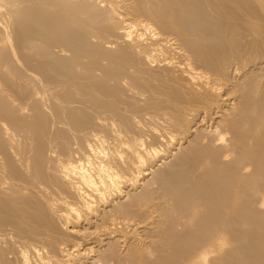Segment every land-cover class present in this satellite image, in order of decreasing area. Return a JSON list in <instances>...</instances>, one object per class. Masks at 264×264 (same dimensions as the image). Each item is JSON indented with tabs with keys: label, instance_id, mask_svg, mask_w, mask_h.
Returning a JSON list of instances; mask_svg holds the SVG:
<instances>
[{
	"label": "bare ground",
	"instance_id": "6f19581e",
	"mask_svg": "<svg viewBox=\"0 0 264 264\" xmlns=\"http://www.w3.org/2000/svg\"><path fill=\"white\" fill-rule=\"evenodd\" d=\"M123 1H121V2H123ZM134 1L135 0H133V3H134ZM140 1H142V3H139ZM104 2H107V1H101V0L100 1H98V0H0V31H1V28H2V31H4L6 29L5 27L2 26V25L6 24L3 21L4 18L2 16L4 8L9 11V12H7L8 16L10 13L12 16H19V18H20V19H18V22L16 21V23H15L16 26L14 28V31L9 32V34L11 33L9 36H13V37L16 36L14 38V43H15V46L18 48V54L15 53L16 54L15 55L14 53H10V51H8L9 48L7 49L6 45H7V43L9 44L10 39H9V41L7 40L9 37L6 34H4V32H1V34L3 33L6 36L3 37V39H1L2 37H0V39H1L0 40V226L9 225V227H11V228L13 227L14 229H16V233L18 232L16 234V233H14L15 231H13L15 236L18 234H19V236L25 235L27 237V239H29V241L31 240V243L34 241L35 242L38 241L39 243H41L43 245V248L48 250V252L50 254L52 253L54 255V253L57 252V250L61 249V248L64 250V251H62V253H63L62 257L63 258H61V259L56 258V257H53L52 254L50 255L47 251H46L47 253H44L43 249L41 250V248L37 245L38 244V242H37V244H35V245L38 248H40V250L43 251L44 254H46V257H42L43 254L33 244L34 246H32V247H36L37 249L34 248V249L30 250L31 251L30 253L37 254V255H35V258L42 255L41 257H39L40 262L37 264H84L83 263L84 261L82 259V256H83L82 253L83 252L78 251V254H74V251H77V248L80 246L81 242L78 243V241H77V243H74L72 245V244H70V240H68V241L66 240L67 242L64 241V243H63V240L61 239L62 240L61 241L60 238H58V237H60L59 234L63 235L64 232L61 233V229L59 230V227L61 228L62 225L58 226L55 223L56 221L54 220V217L57 214L55 216H53V214H54L53 205H55V203H53L51 199H52V197L54 198L55 194L58 195L57 193H59L58 191L60 190V191H63V193L66 192V194H68V196H70V197H73V199L75 198L74 200H77L78 202H80V201L82 202V207H79L80 205H77V203H76L77 201H75L73 203H69L71 205H69V204L67 205V203H66L67 208L65 210L61 209L62 211H65V212H63V213L60 212V214L56 217V219L59 218V220L63 221L64 224L66 225V227H65L67 230V232L65 231L66 233L71 234V235L73 234V236H81L83 238L82 239L83 243H84V241L86 243V240H87V242L89 240H91V241H93V243H95V244L99 243L100 245H103L105 241H106V244L107 243L109 244L111 241V244H114L116 247L120 246V244H122V245L124 244V246L130 245L129 249H130V247H134V248H132V249H134L132 251H133V253H136V256H134L136 259H133L137 262L135 264H264V218H263L264 216H262L263 219H261V217L258 216V215H264V201L259 203L258 199H257L258 201L254 200L255 202L257 201L256 206H254L255 204L253 202V199H255L253 197H255L256 192L264 191V87H263L264 85H263V82L255 84L251 90V93L247 92L248 88L251 89V84H250V87L236 85V87L238 86L237 88L235 87V85H233L240 78L239 76L241 74H243L242 72H245V69L248 68V66L250 64H253V65L258 64L259 66L264 64V61H263L264 60L263 59L264 58V0H136V2L139 3V5L136 4V7L138 6V8H140L139 10H137V13H138V11H139V13H140V11H142V12H144L145 15L147 14L146 15L147 17L149 16L148 18H150L152 16L153 19L154 18L156 19V20L154 19V21H153L151 18L150 21H152V22H156V21L158 22V20H159L158 23L160 24V22H161L160 25L162 27L160 25H158V27H161L160 29H163V31L164 30L166 31L167 29H169L167 31H170V29L172 30V28H175L178 31V32L177 31L176 32L180 34V35H178V34L177 35L179 37L181 36L182 40L184 39L185 45L187 46V48H189V50L187 49L184 51L186 52V51L191 50L192 52L191 53L189 52V53L190 54L193 53L195 55V58H197V60L199 62H202V64L204 65V68L206 69V71H202L201 70L202 68H201L199 70H201L202 72H200V71H197V67H195V69L193 68L194 66H198L197 64H199L198 61H197L198 63L196 64V62H195L196 59L193 57L194 55H191L192 59L194 61H192L191 56H189L191 61L193 63L195 62V64H196V65L193 64L192 68L190 66L192 63L191 64L189 63L190 64L189 65V64H186L187 62L185 63V61L183 60L184 65H182V66L186 65L185 69H187V71H185V74L187 73L185 75V77L187 79L184 78L185 81L186 80H191V81L200 80L199 81L200 82V89L199 90H201V92L199 91L198 94L196 93V92H198L197 91L198 89L196 87L197 85H196L195 86L196 91H194L195 93L193 92L191 94L192 98H190L192 100H195L198 103V105H196L195 101L191 100L194 103H193V105H190L191 110L188 109L189 113L193 112L192 108H194L196 106L194 108V109L197 108L196 110H194V112L196 114H194V115L196 117L199 116V118L201 120L200 124L201 123L205 124L206 122L209 123L208 126L215 124L214 128L221 127L219 129H222V125H226V126H223L224 128L226 127V129H223L222 131H220L218 129H216V131H212L214 135L217 134L216 135L217 139H215V137H214V139L219 141V144H217L218 146L215 145L213 147V142L211 143L212 145L210 144L211 146L208 144L201 145L198 148L196 146L195 148H193V150L196 148L198 150H196V151L194 150L195 153L192 150V152H191L192 155H190V153L188 154V152L191 151L189 149V151L186 153L188 154L189 158L192 156H193V158L189 159L188 162H187V159L185 158L188 156H185V157L182 156L185 158L186 163H189L190 165L184 163L185 161L184 162L182 161L181 166L182 165L185 166L186 169L189 166L188 169L185 170L184 169L185 167H183V170H185V171H182L181 168H179V167H181L179 165L178 168L181 170L179 173H181V174H178L177 176L176 175L173 176V177H175L173 179L169 176L170 177L169 180H175L176 179L177 181L175 180V182H174L175 184H172V182L169 181L171 183V185L169 182H167L166 185L169 184L168 186H170V188L167 186L169 190H167V191L165 190L167 193L169 191V193H168L169 195H167V196H170L172 199V202L173 203L175 202L176 205H174L172 202H170V203H172V207L169 205L166 206V203L168 204V202H165V204L163 203L164 206L162 204L158 203L160 201H158L156 203V201H154V200H152V198H150V193H148V191H146L145 193H142V194L140 193L141 195L137 194L138 197H136V198H134V196L130 194L134 198V201L132 200L133 198L130 199V200H132L133 203L131 201L129 202L127 200L128 204L126 202L125 205L121 204L120 206H117V207L112 206V208L109 210L105 209L111 205V203H109V201L112 202L114 200L113 198H119V197L123 196L124 193L122 192V185L127 184V186H129V187L131 186V189L135 188V186L137 185V183L139 181L137 178L138 176L137 177L131 176L128 178L127 175H126L127 177L124 176L125 175L124 173H126V171L125 172L123 171L124 175L121 176L120 174H122V173H118L117 171H114L113 170L114 168L112 169L111 165H110V167L105 166V165H109L110 162L109 163L106 162L107 164H105V165H98L97 164L99 167L96 168L97 170L95 169L94 171L88 169V166L90 164L92 165L94 159L97 160V158L101 157L100 155L103 154L104 150L101 151V148L99 149V147L97 146L98 142L97 143L95 142L94 144L98 147V149L102 153L99 152V150L96 147L94 148V146L91 145V143L90 144L85 143L84 136H83L84 134H82V132L87 131V130H84L85 129L84 127L87 126L88 130H89V128H91L92 126L94 127V125L91 124L92 121L90 122L89 119L86 118L87 114L89 115V113H87L86 116L82 117V111H81L82 109L79 110L77 108L80 106L79 100H81V99L76 100L78 97H76V95L74 96L72 93H70V91L72 90V92L76 93L75 90H77V89L82 90V88H84L82 90V93H80V94H83V91L85 92L88 90L89 93H91L90 95L93 96V94L95 93V90H97L98 94L101 93L99 95L100 97L103 94L108 96V101H107L108 105L105 104L106 105L105 106L104 103H102V105H103V106L101 105L102 109H103V107H107V108L109 107L108 109L111 108V110H112V109H114V105L116 104L113 102L114 104L110 105V103H112V98L117 97L118 90H119V93L121 94V92H120L121 87L120 86H121L122 82L125 81V79H127V78H128V80L131 79L133 81L131 83H133L134 85H137L138 87L141 86V87H143V89H146L147 91L148 90L151 91L153 88H156V87H153V86L151 87L150 81L155 82V78L157 76L156 77L154 76L155 78H152L153 79L152 80L149 78H151V76L153 77V75H156V73L152 74L151 76L149 74L150 77H148V78L144 75L147 78V80L148 79L150 80L149 81L150 84H148V82H146L149 86L145 85L146 83L144 84V82H145V81L143 82L144 76L142 75V73L144 71L142 72V69L144 68L143 70H145L148 65L151 66V63L150 64H148V63H149V60L153 58V56H146L147 54L144 52L146 54L145 55L146 58L143 57L144 56L143 51H145V49L144 50L142 49V51H141L140 47H141V45H142V48L144 46L143 45L144 33L140 32V31L135 32V30H137L136 28H138L139 30H140V28H141V30L146 29V32H147V30L151 32V30H149L150 28L152 29V27H150V24H146V23H148L147 21L146 22H144V21L139 22L138 21L141 24H137L136 19L138 17L136 18V16H135L134 18H136L135 19L136 21L135 20L133 21L131 19L132 16L129 17L130 14L129 15L125 14L124 13L125 11L123 12V10L121 9L122 7L120 8V10H122V12L118 9L120 7L117 5V4H119L118 0L113 1V3L115 2L114 4L110 1L112 5H109L110 4L109 1H108V5H105L106 3H104ZM131 2H132V0H131ZM142 4H146V6H149V7H147L148 10L144 9L145 5H142ZM132 6H134V5L132 4ZM132 6H130V7L132 8ZM143 6H144L143 9L146 12L149 11V13H152L153 15H149V13H146L141 8ZM124 7H126V5ZM136 7L134 9L132 8L134 10V12H135ZM129 8H126V9H129ZM131 10H127V12L128 11L131 12ZM142 12L140 14L138 13L140 15V17L143 14ZM4 14H6V13H4ZM138 14H137V16H138ZM134 15H136V14H134ZM4 17H6V16H4ZM14 18H16V17H14ZM157 18H158V20H157ZM9 19H11V18H9ZM202 21L203 22L209 21V22L213 23L214 29L216 30L215 32L216 33L218 32V34H220V36L218 34L216 36L215 32L213 31L214 29L212 30V28H210V26L208 29H211L209 31L214 32L213 36H211L212 33L209 36H207L208 33H210L209 31L207 33H204V35L201 34L200 32H203V29L205 27H202V29H201L200 26H204L205 24L206 25L209 24V23L207 24L205 22H204L205 23L204 24ZM200 22H202V24ZM137 25H139L140 28L137 27ZM156 25H154V27ZM205 29H207V26ZM117 30H119V31H117ZM154 31H155V28H154ZM118 32H119V34H118ZM159 32L158 33L156 32V35L159 34V36H160ZM115 33H116V35H115ZM134 33L135 34L137 33V34L134 35ZM199 33H200V35H202V37L203 36L207 37L206 38L207 40L204 37L202 38L201 36H199L201 38L200 42L202 39L205 40V41L202 40L203 41L202 43L197 41L195 38H194V40L192 39V37H194L195 35H199ZM173 34H174V32H173ZM114 35L115 36L120 35V37H115ZM152 35H155V34H152V32H151V36L150 35L149 36L152 37ZM177 35H176L175 39H177V37H178ZM108 36H110V37L114 36V37H111L112 39H109V40L114 41V39H116V38L120 39L122 37L126 42L124 41L123 43H120L119 45L116 43L117 48H115V47H112V48L113 49L115 48V51H117L116 49H118V48L120 50L116 53H113V50H111V49L109 50L108 47L106 48V46H107L106 42H105L106 44L104 47L102 45H99L97 41H96L97 44L93 43V41H92L93 38H98V39L100 38L101 41H103L102 39L107 38ZM133 36H134V38H133ZM136 36H137V39L133 40V43L136 41L135 42L136 44L134 43V46H133L132 45L133 43L130 44V41L132 42V39H135ZM162 36H163V34L161 35V37ZM110 37H108V38H110ZM146 37H148V36H146ZM161 37H159V39ZM122 38L118 42H122L123 41ZM153 38L154 37H152V40H154L155 38L157 39L158 37H155L154 39ZM150 39L151 38H149V41H150ZM156 39H155V41L159 40V39H157V40ZM109 40H107V41L109 44H111V41H109ZM165 40H167V38ZM165 40L164 41L162 40L163 41L162 45H164V43L166 44ZM182 40H180L179 42H183ZM159 41H157V42L159 43V46H160V44L162 42L160 41L161 42L160 43ZM172 41L176 42L177 40H172ZM114 42H116V41H114ZM146 42H148V41H146ZM157 42L155 43L154 41H151L150 43H153V44H150V43H148V44L153 45V47H154V44L156 45ZM167 42H169V41H167ZM121 44L122 45L123 44H126V45L130 44V46L132 47V49H131L132 51L125 49V48H128L129 45L126 47V46H122ZM162 45L159 47V49L155 48V47H157V46H155L154 47L155 49L153 48V50L160 51V48H162ZM166 45H164L165 49L169 48V47H166ZM179 45H180V43H179ZM167 46H169V44ZM13 47L11 49H13ZM121 47H123V48H121ZM177 47H176V49H177ZM179 47H181V49H182L183 45L179 46ZM4 48L6 49V51L3 50ZM130 48H128V49H130ZM149 48H151V47H149ZM171 48L172 47H170V49ZM57 50H58V52H57ZM153 50H150V52ZM175 51L179 52V51L174 50V49L171 52H175ZM181 51L183 52V50H181ZM15 52H16V50H15ZM56 52L58 54L61 53L63 56L66 55L68 58L59 57V55H57ZM176 52L174 53L175 55L177 54ZM66 53L68 55L70 53H72V56L70 57ZM152 53L153 52H151V55H153ZM180 54L177 55L176 59H180L178 57L183 56L182 53H180ZM166 55L167 54H165L164 57ZM101 57L107 59V61L109 62L108 66H104L102 64V62H104L105 59H103L101 61V59H100ZM167 57H168V55H167ZM167 57H165V59ZM89 59L93 63V66H92L93 68L91 67V70H90V68L86 69L87 68L86 63L89 61ZM158 59H160V57ZM158 59L156 58V59H154V61L159 64L158 65L159 70H161L160 67H171L172 66V63L169 60L160 61ZM171 59H172V57H171ZM176 59H174V60H176ZM190 59H188V60H190ZM260 59H263V60L261 61ZM85 60H87V62ZM188 60L186 59V61H188ZM258 60H260V61H258ZM145 61H147V63ZM179 63L182 64L181 62H179ZM82 64L83 65L85 64L84 66H86L84 69L81 66ZM87 64H90V63H87ZM146 64H148V65H146ZM77 65H78L77 70H80L82 68L84 71L82 69L80 71H76ZM79 65L81 68L79 67ZM141 65H143L144 67ZM154 65L156 66L157 64L154 63L153 66ZM253 65H251V66H253ZM154 67H148L147 69L153 68V70L155 71ZM180 68H179V70H182V68L181 69ZM93 69L96 72L98 70V73H99V71H101L105 77L102 74V78H101V75H100V78L98 76L99 79H102L101 81H98L99 80L98 78H97L98 80H93L94 79L93 75L96 73V72L94 73ZM259 69H262V68L259 67ZM131 70L132 71L135 70V73L139 74V75H129V72H132ZM164 70H162V71H164ZM167 70H170V71L166 72L170 76L171 73L169 74L168 72H171L172 70L171 69H167ZM177 70L175 72L172 71L173 72L172 74L179 71V70L178 71ZM81 71H83V72H81ZM147 71H149V70H147ZM162 71H158V72L161 73ZM92 72H93V75H92ZM181 72H180V74H182ZM98 73H96V74H98ZM39 74L41 76V77L39 76L40 78L38 77ZM164 74H165V72H164ZM176 74H178V73H176ZM263 74H264V71H263ZM161 75H162V73H161ZM94 76L96 79V75H94ZM165 76H166V74H165ZM169 76H166L169 79L167 81V84H169V82H171L172 80L177 81V78L180 77L181 75L180 76L177 75L178 77L177 78L174 77L172 80L170 78H172L173 76L171 75L172 77L170 76V78H169ZM174 76H176V75H174ZM253 76H255V74ZM92 77H93V79H92ZM103 77H104V79H103ZM158 77H157V79H159V81L156 80L157 84H159V82L166 84V81H165L166 77L164 79L159 75H158ZM163 77H164V75H163ZM160 78H162L163 80L161 81ZM61 79L64 81H62ZM72 79H73V81H71ZM79 79H83V81L85 80V83L87 82L86 85H87L88 89H85V86H86L85 83H83V81L79 80ZM37 80L40 81L39 84H41L42 86L43 85L45 86L46 83L53 84L54 88L53 87L51 88L49 84H48V87L46 85V88L42 87L43 89L48 88V90L51 89L55 92V93H53V91H52V93H53L52 99L50 96L52 93H50V95H49L46 91H44L43 89L42 90L48 94L47 96H50L49 98L51 99V102H52V110H53V113L55 114V116L57 117L56 119H58V118L60 119V116L66 117V119H63L64 122L63 121L62 122L58 121V122L61 124H66V125L71 126V128L76 133L73 132L70 135V132L68 131L69 133L66 135L65 134V133H67L66 131L63 132L62 129L59 130L55 125H52V124L47 125L48 122H47V111L46 110L49 109V107L47 108V106L42 105L43 102L40 101V99H41V97L43 98V96H41V97L37 96L40 99L36 98V95H39L40 90H41L40 88L38 89L39 91L34 90L35 87L36 88L38 87L37 86V84H38ZM180 80H182V78ZM203 80H204V82H203ZM243 80H245V79H243ZM248 80H246V81L248 82ZM33 81H35V85H33L34 84ZM80 81L83 84L77 83ZM127 81L125 82L126 84H127ZM176 81H174V82L176 83ZM30 82L31 83L33 82L32 85L35 86V87H33L31 85L33 87V89L30 88ZM111 82H113L115 84L112 86L111 84H109ZM129 82H130V80H129ZM172 82H171V84H172ZM174 82L172 85H174ZM177 82H178L177 84L180 83L179 79ZM162 83H160V84H162ZM54 84L55 85L58 84V85L55 86ZM133 84H131V85H133ZM157 84L154 86H157ZM163 84H162L161 88L164 87ZM177 84H175V86ZM188 84H189V86H191V85L194 86L193 85L194 83L193 84L187 83V85ZM243 84H245V82H243ZM118 85L120 88H118ZM128 85H130V83ZM152 85H153V83H152ZM172 85H170V87H172ZM185 85L183 83L182 87L184 86V88L190 89V87H188L187 85H186L187 87H185ZM198 85H199V83H198ZM230 85H232V86H230ZM239 85H240V83H239ZM227 86H229L231 89L229 88L230 89L229 93L227 92V94L225 96H222V98H221L220 97L221 95H219V94H221L222 92L219 93V91H221V90L224 91ZM39 87H40V85H39ZM73 87L75 88V90ZM123 87L125 88L124 85H123ZM127 87H126V89H128ZM157 87L160 88V85ZM178 87H181V86L179 85ZM246 87H248V88H246ZM89 88H91V89H89ZM131 88H132V86H131ZM164 88L166 89L167 87H164ZM198 88H199V86H198ZM63 89L68 91L64 95H62L60 93V92H63V91H61ZM156 89H155V91L158 90V89L157 90ZM160 89H159V92H163V90L162 89L160 90ZM168 89L171 92L170 95L174 99H175V97L177 99L178 96H180L178 94L177 90L172 89V88H167L166 90H168ZM51 90H49V91H51ZM81 90H79V91L81 92ZM141 90H140V92H141ZM166 90H165V92L167 93ZM180 90H182V89L179 88V91ZM183 90H184L183 92L187 91L186 89H183ZM35 91H36V93H35ZM91 91L94 93L92 94ZM150 91H149V93L154 94V89H153V93ZM86 93H88V92H86ZM132 93H134V92H132ZM157 93H158V91H157ZM166 93H165V95H166ZM216 94L218 95V97H217L218 99L217 98L215 99ZM250 94H251V98L248 99ZM77 95H79V94H77ZM84 95H85V93L83 94V96ZM104 95L102 96L103 99L106 97ZM150 95H149V98H150ZM159 95L163 96L161 94H159ZM185 95H188V94L185 93ZM185 95H183V96H185ZM47 96H46L45 102L48 101ZM73 96L76 98V99H74L76 101L72 100V98H74ZM99 96L98 97L96 96V97L99 98ZM84 97H86V95ZM87 97L89 98V96H87ZM102 97L99 100L98 99L92 100L93 98L92 99L89 98V99H91L93 101V103H95L94 105H96L97 101H98V103L101 102ZM110 97H111V101H109ZM126 97H128V96L126 95ZM186 97H182L181 99H185ZM44 98H45V96H44ZM79 98H82V97H80V95H79ZM86 98H85V100H86ZM88 98H87V100H88ZM115 98H113V100H116ZM118 98H119V95H118ZM123 98H124V96H123ZM156 98H155V100H156ZM160 98H159V100H161ZM37 99L39 100V103L42 102L41 105L38 104ZM43 99H41V100H43ZM94 99H95V97H94ZM105 99H107V98H105ZM105 99H104V101L106 102ZM187 99L190 100L189 98H187ZM240 99H241V101L246 100V99L249 100L248 103L246 100L247 105H245V106L243 105L241 113H239L240 109L237 110L238 107L241 106L240 104H242ZM85 100L83 99V102L90 103L89 100L88 101L87 100L85 101ZM118 100H120L119 103L122 101L121 99H118ZM123 100H125V99H123ZM150 100H153V99L150 98ZM92 101H91V103H92ZM104 101L102 100V102H104ZM129 101H131V100H129ZM77 102H78V105H76V108H75V106H73V105H75L74 103H77ZM180 102H181L180 104L182 105L183 104L182 101H180ZM185 102H186V99H185ZM119 103L116 104L115 107L118 105V108H119ZM165 103L162 102L161 105L162 104L164 105ZM187 103L188 102H186L185 104H187ZM169 104H171V103H169ZM189 104H190V102H189ZM89 105H92V104H88V107H90ZM94 105L92 107H94ZM82 106H83V104L81 105V108H82ZM101 106H100V104H98V106L96 105V107H101ZM136 106H138V105H136ZM157 106H159V105H157ZM166 107L167 106H165L164 109ZM177 107H178V104L176 106V109H178ZM181 107L182 106H179V109ZM183 108L187 109L186 107H183ZM91 109H93V108H91ZM171 109L173 110V112H175V114H177L176 111H174L173 107ZM28 110H29V112H27L28 114H26V111H28ZM89 110H90V108L88 109V111ZM98 110H99V108H98ZM111 110H109V111H111ZM118 110H113L111 112L114 113V111H116L115 113H117ZM181 110L183 111V109H181ZM188 110H186V111H188ZM236 110L239 114H237ZM30 111H31V113H30ZM83 111H85V109ZM100 111H101V109H100ZM102 111H104V110H102ZM186 111H183V112H186ZM48 112H50V111H48ZM106 112H108V111H106ZM120 112H118V116L120 115L119 114ZM177 112H179V111H177ZM115 113H114V115H115ZM50 114L51 113L48 114V117ZM79 115H81V117ZM177 115L180 116V114H177ZM177 115H176V117H177ZM97 116L99 117V115H97ZM115 116H117V115H115ZM121 116H119V117H121ZM125 116H126V114H125ZM125 116H123V117H125ZM98 117H97V119H98ZM180 117H182V114ZM188 117H186V118H188ZM119 119H121V118H119ZM122 119H124V118H122ZM177 119H179V117H177L175 120H177ZM61 120H62V118H61ZM99 121H102V120H99ZM99 121L98 122L93 121V122L100 125L101 122H99ZM182 121H183V123H185L184 119H182ZM123 122L125 123L124 120H123ZM168 122H169V120H168ZM187 123H188V121H187ZM96 124H95V127H96ZM173 124H175V123H173ZM200 124L198 123L197 125H200ZM89 125H91V127H89ZM176 125L179 126L180 122L176 123L174 126L176 127ZM216 125H217V127H215ZM48 126H51V128L53 127L54 129L55 128L58 129L57 135L58 136L60 134L62 135V137L60 136L61 137L60 140L66 139L65 136L63 137V135L72 136V135L76 134V136H74V137H76L77 138L76 140L79 141L80 147L78 146L77 141H76L77 142L76 144H77L78 148H80V150H81V151L79 150V152H81L80 157L81 156L82 157L77 160L78 155L76 156V158L73 154L71 155L72 152L79 153L77 151L78 150L77 148L73 149V147H72L73 144L75 143V140L73 141V139L71 140V142L73 141V144L72 143L70 144L68 142L66 143V142H64L65 140L63 142L68 144V145H71V147H72L71 149L72 150L76 149V151H70L69 150L71 153H69L67 151V154L66 153L64 154V152H66L65 150L66 149L68 150V148L63 147V146L66 147V144H64L62 147L60 146L61 150L65 149L64 152H62L63 150L62 151L59 150V148L57 149V147H58L57 143L60 142V140H58L60 137H58L57 135L56 136L53 135L50 137V135L52 134L50 132H54V131H53V129H51ZM187 126L185 125V127H184V125H183V128H185L184 129L185 132H188V133L192 132L193 127H191L190 129L188 128V130H187L186 129ZM195 126H196V123H195ZM104 127H105L104 125H102V127H101V128H103L102 129L103 131L105 129ZM128 127H129V125H128ZM179 128H181V127L179 126ZM183 128L180 129V130H182V132H184ZM197 128L198 127L196 126V129ZM26 129H28V133H30V135H28V136L33 135L32 136V137H34L33 140L34 141L36 140L35 142H31L33 144L36 143L35 146L34 145L32 146V144H31V146L33 147V148H31L32 153L27 152L23 145L22 146L26 152H23L24 150H21L22 147H21V149H18L19 148L18 146L20 145L19 143L21 142V140H19L17 147H16L15 143L13 142V140L15 139L14 136L16 134L19 135L24 130L26 131ZM50 129L52 131L49 132ZM56 129H55V131H56ZM112 129H113V127H112ZM196 129H195V131L198 132ZM91 130H93V129H91ZM91 130L89 131V135L91 133ZM100 130H99V132H100ZM202 131H204V130L202 129ZM122 132H124V131H122ZM28 133H26V135ZM49 133H50V135H49ZM206 133H209V132H206ZM156 134H157V132H156ZM185 134L182 133L183 136ZM213 134L210 133L209 135H213ZM152 135H151V137H152ZM164 135H166V134L163 133V136ZM167 135H169V134H167ZM10 136H11V138H10ZM12 136H13V138H12ZM19 136H17V138H19ZM70 136L67 137L68 139H66V141H68L70 139ZM91 136H92V133H91L90 137ZM93 136H94V134H93ZM104 136L102 135V137H104ZM172 136L173 135H170V138L168 137L169 140L170 139L172 140L173 138L176 137V135H175V137L173 136V138H171ZM213 136H211V137H213ZM49 137L54 138V139H52L54 141V142H52L53 145L57 141V143L53 147H55L57 149L56 151H58V152L61 151L62 155L64 154L63 157L66 158V160L64 159V161H67V157H70V155L72 156V158L74 156V158L76 160L75 159L73 160L70 157L66 163L64 162V163H61L59 165L58 161H56V160H57V156H60L61 154L60 153L58 154V152L53 150L55 148L50 149V147L52 146V144H50V141H52V140L50 139V141H49L48 140ZM100 137H101V135H100ZM100 137H99V141L101 140V142H106L107 139L105 141H102V139H101L102 137L101 138ZM161 137H162V135H161ZM24 138H26V140H27V136ZM29 138L27 141L32 140L31 138L30 139ZM92 139H95V137H93ZM97 139H95V141H97ZM112 139H114V138H112ZM214 139L212 141H214ZM23 140H25V139H23ZM128 140H130V139L128 138ZM113 141H115V140H113ZM166 141H167V138H166ZM15 142H17V141H15ZM142 142H143V140L141 141V143ZM172 142H174V141H172ZM26 143H24V145ZM108 143H109V141H108ZM108 143H107V145H108ZM169 143L170 142H168L167 144H169ZM216 143H218V142H216ZM21 144H22V142H21ZM76 144H75V146H76ZM141 145H140V147L142 148L143 145L142 146ZM197 145H199V144H197ZM31 146L28 145V148ZM101 146H103V145L100 144V147ZM132 146L135 148V147H137V144H133ZM25 147H27V146H25ZM67 147H69V146H67ZM127 148H129V151H128L129 154L130 153L132 154V152H130V150L132 148H130V147H127ZM69 149H70V147H69ZM135 149H140V148L138 147ZM179 149H180V147H179ZM225 150H227V151H225ZM137 151H136V153H137ZM139 151L138 152L140 154L141 150H139ZM159 151H158V149H153L152 150L153 153H151V151H150V153L152 155L154 154L155 156H153V157L157 158V156L159 155ZM148 152L146 150L147 155H150ZM98 153H100V155H97ZM144 153H142V154H144ZM227 153H229V154L227 155ZM68 154H69V156H67ZM161 154L163 156L164 153H161ZM194 154L197 156H194ZM229 155H230V157H229ZM96 156H99V157L96 158ZM130 157H132V155H130ZM133 157H134L133 161L134 162L136 161V163L133 162L135 164V167H137L138 163L143 164L144 162H147V161H144L146 159L149 161L147 156H146L147 158L145 156H143V158H142V156L139 157V156L134 154ZM144 157H145V159H144ZM149 157H152V156L150 155ZM60 159H62V158H60ZM128 159L131 160L130 158H128ZM128 159L127 160L125 159V160L128 161ZM183 159H180L179 163ZM244 161H246L245 162V164L247 163L246 165H250V164L252 165L250 168H253V166H254V168H253L254 170H253V172L251 171L252 172L251 174H245L244 172L240 173V171L237 172L238 170H236V168H238V166H240L242 164V162H244ZM177 162H178V159H177ZM101 163H103V162L101 161ZM145 165H141V166L142 167L144 166L143 168H145L146 167ZM175 165H176V163H175ZM128 166H131V165L128 164ZM132 167H134V166H132ZM138 167H139V165H138ZM175 167H177V165ZM240 168H242V167H240ZM167 169H165V170H167ZM245 169L246 168H244V170ZM144 171L143 172L141 171L140 173L143 174ZM121 172H122V170H121ZM145 172H147V170ZM140 178H141V176H140ZM65 181L67 183V187L64 184ZM63 184L65 185L66 188L63 187ZM176 184L179 187L173 186ZM62 188H65V189H62ZM149 189H151V188H149ZM149 189H147V190H149ZM157 192L160 193V191H157ZM60 193H59V195H60ZM157 194L158 193H156V195ZM161 194H159V195H161ZM161 196H163V195H161ZM59 198L57 197V199H59ZM180 198H182V199L180 200ZM183 198L185 201H183ZM262 198H263V196H262ZM158 199H159V196H158ZM165 199H167V198H165ZM59 200H64V199L61 197V199H59ZM59 200H58V202H59ZM175 200L176 201L180 200L182 202L177 201L178 202L177 203ZM65 202H68V201H65ZM62 205H63V203L61 204V206ZM63 207L64 206H62V208ZM102 208H104V209H102ZM171 209L173 211H171ZM150 211H152L154 213L158 212V214H159V215L157 214L158 217H160V215H161V217H160L161 219L159 218L160 219L159 222L152 221L151 223L154 222L155 225L159 224V227H160L159 228L160 231L157 229V231H159L158 233L160 234V239H159V241H157L158 242L157 247L158 246H160V248L163 247L164 251L168 250L167 253H172L171 255H169V256H172L171 258L167 257L168 254L163 253V251H162L163 255L165 254L167 258H162V257L157 258L156 257V258H154V259H157L156 262H153V260H151V258H150L151 252L149 253V251L146 249L147 246L149 247V245H147L146 247H144L145 245L139 246L135 243V241H131V239L134 238L132 236V234L135 232V227L137 226V225L136 226L133 225L131 223V220L133 219L135 221L136 218L134 219V216L139 217L143 220L144 216L146 217L147 213ZM175 211H177V212L179 211L180 212L179 214L181 216H184L187 219V224H186V231L187 232L185 231L184 233L183 232L179 233L178 230L176 231V228L183 225V224L181 225V222H180L183 220L179 219L177 215H176L177 217L174 216ZM171 212L173 215L170 214ZM171 216H172V218L175 217V218H173L175 220V223L179 219L178 223H176V224H179V222H180V224H179L180 226L178 225V227H174V222L172 221ZM162 217H164V220L162 219ZM139 218H137V219H139ZM176 218H178L177 221H176ZM61 221H60V224H62ZM70 222L71 223L73 222V225L70 224ZM81 222H84V224L87 225L86 227H84L85 229H79L78 228V226L81 224ZM147 225L149 226V224H147ZM139 227H141V226H139ZM183 227L185 228V226H183ZM2 228H3V226H2ZM5 228H7V226L4 227V229ZM146 230L148 231L149 228L145 227V231ZM152 230H154V229H152ZM179 230H180V228H179ZM62 231H64V230H62ZM136 231H138V230H136ZM7 232H9V231H7ZM229 232L231 234V237L235 236V238H237L236 241L233 240L234 237L231 238V240H229V238H230ZM9 233H8V236H10ZM14 234H13V236H14ZM2 236H4V235H2ZM15 236H14V238L16 240ZM150 236H153V235L150 234ZM20 238H22V237H19V240H17V241H20ZM67 238H69V237H67ZM12 239H13V237H12ZM24 239H25V237H24ZM24 239L22 238V242ZM15 240H14V242H15ZM60 241L63 243L64 247L62 245H61L62 247L59 245ZM233 241L236 242V245L233 243ZM10 242L12 243L11 239H10ZM10 242H9V244H10ZM153 242H152V244H153ZM229 243H230V245H231V243H232V245L234 244V246L231 245L233 247L232 252H230L231 249H229L230 248ZM87 244H89V243H86V245ZM3 245L4 244H2L0 249L3 247ZM13 245H14L13 243H12V247L9 245V248L10 247L13 248L15 246V245L14 246ZM18 245L19 244L17 243L16 247ZM28 245H30V242H28ZM59 246L61 248H59ZM109 246L107 247V245H106L105 247L109 249L110 248ZM4 248L9 251L8 247H4ZM18 248H19V246H18ZM30 248H31V246L28 248V250ZM91 248L89 251L94 250V249L92 250ZM160 248H158V249L160 250ZM5 249L2 248L1 249L2 251L0 250V264H15V263L17 264L16 261H18V260L16 258H18V257L15 258L16 260H14L15 261L14 262L13 259H10L8 257L9 253L5 252L4 251ZM16 249H14V250H16ZM17 250H16V252H17ZM28 250H26V251L28 252ZM83 251H85V250H83ZM19 252L20 251L18 250V253ZM110 252L108 254H110ZM229 252L231 254H229ZM18 253L17 254L15 253L16 256H19ZM24 254H25V252H24ZM57 255H58V253H57ZM57 255L55 253V256H57ZM84 255H85V253H84ZM105 255L108 256L107 253ZM13 256H14V254H13ZM20 256H22V255H20ZM26 256H27V254H26ZM23 257H25V256H23ZM27 257H26V260H27ZM77 257H78V259H77ZM84 257H86V256H84ZM110 257H109V259H114V260L116 259V257L120 258V256L118 254L112 255V253H111ZM33 258H34V256H33ZM104 258L106 259V257H104ZM18 259L20 260V258H18ZM29 259L32 261L31 257H29ZM100 259H101V257H100ZM102 259H103V257H102ZM167 260H168V262H167ZM93 261H95V259ZM100 261L102 262V260H97L96 262H92V260H91L92 264H97ZM26 262H27V264H33V262L30 263L29 260L25 261V263ZM104 262H106V260H104ZM124 262H126V261H124ZM34 264H36V263H34ZM99 264H101V263H99ZM117 264H122V262H120V263L118 262Z\"/></svg>",
	"mask_w": 264,
	"mask_h": 264
},
{
	"label": "rangeland",
	"instance_id": "374dc122",
	"mask_svg": "<svg viewBox=\"0 0 264 264\" xmlns=\"http://www.w3.org/2000/svg\"><path fill=\"white\" fill-rule=\"evenodd\" d=\"M98 1H100V0H98ZM101 1H107V2H104V3H106L105 5H108V1L110 2H112L113 3V1H115V0H101ZM119 2V4H117L118 6H120L118 9L120 10V8L123 10V12L125 13V14H127V15H129V17H131V19L134 21L137 17V24H141V23H139L140 21L141 22H148V23H146V24H150V27H152V29L150 28L149 30H151V32H152V34H155V35H152V37H158L157 39H159V37H161V35L163 34V38L161 37L159 40L162 42H160L159 40H157L156 38V40L157 41H159L161 44H160V46L163 44V41L167 38V40H165L166 41V44L168 45L169 44V46H167L165 43H164V45H166V47H169V48H167V49H165V47H164V45H162V48H160V51H157V50H153V48L155 47V46H157V47H155V48H158L159 49V43L157 42V41H155V39L154 40H152V37H150L151 36V32L150 31H148L147 30V32H146V29H144V30H141V28L139 27V25H137V27H139L140 28V30L138 29V28H136L137 30H135V32L137 31V32H142V33H144V36H143V45L145 46H143V48H142V45H141V51H142V49L144 50L145 49V51H143V57H145L146 58V56H153V58L152 59H150L149 60V63L148 64H150L151 63V66H149L148 64H146V65H148L147 66V68L148 67H154L153 66V64L155 63V64H157L155 67H154V69H155V71L153 70V68H149V69H147L146 67V69L145 70H143L142 69V75L144 76H146L147 78L148 77H150L152 74H154V73H156V75H153V77L151 76V78H149V79H152V78H155L156 76L158 77V75L159 76H161L163 79L166 77V76H169L166 72L167 71H170V70H167V69H171L173 72H175L177 69L179 70V68L181 67L182 68V70H177L178 72H176V73H178V74H176V73H174V74H172L173 72L171 71V72H168L169 74H170V76L172 77V78H170V76H169V78L172 80L174 77H178L177 75H181L180 77L182 78V80H180L181 78L180 77H178L177 78V81H178V79H179V84H177L178 82L176 81V80H174V81H176V83L174 82V85H172L173 84V82H172V84H171V82H169V84L170 85H172V87H170V85L169 84H167V81L169 80L168 79V77H166L165 79V81H166V84H163L162 82H159V84H157V82H156V80L157 81H159V79H157V77L155 78V82H153V81H150L149 79L147 80V78L144 76L143 77V82H144V84L146 83V82H148V84H150L149 83V81L151 82V87L153 86V87H156L157 89L159 88V87H157V86H159L160 85V88L162 87V84H163V86L164 87H167V88H172V89H175V90H177V92H178V94L180 95V96H178V98L176 99V97H175V99L170 95L171 94V92L169 91V89L168 90H166L164 87L163 88H161L162 90H163V92H159V89L157 90L156 88H153L154 89V94H151V93H149V91L150 90H146V89H143V87H141V86H137V85H134L133 83H131V82H133L131 79H129L130 80V82H129V80H128V78L127 79H125V81H123L122 82V84H121V88L119 87V85H118V88H120V92H121V94L119 93V90H118V94H117V97L115 98V97H113V98H115L116 100H113V98H112V103H110V105H113L114 103H116V104H118L119 103V101L120 100H118V99H121L122 101L119 103V108H118V105L115 107V105H114V109H112L111 110V108L110 109H108L107 107H103V109H102V103H104V105L105 104H107V101H108V96H106V95H104V96H106L105 98H107V99H105L106 100V102L104 101V99H103V95L101 96L102 97V100L104 101V102H102V100H101V102H99L98 103V101H97V106H98V104H100V106L101 107H96V105H94L95 103H93V101L92 100H99L101 97L99 96L100 94H98V91L97 90H95V93L94 92H92V94H93V96L92 95H90L91 93H89V91L87 90V91H83V94L85 93V95H86V97L87 96H89V98H93L92 100L91 99H89L88 97V100L90 101V103H88V102H83V99L85 100V98L86 97H84L83 96V94H80V93H82V90L84 89V88H82V90L81 89H79V90H81V92L77 89V90H75V88H74V90L76 91V93L77 94H79L80 95V97H84L83 99L82 98H79V95H77L76 93H74V92H72V90L70 91V93H72L74 96L76 95V97H78L77 99L74 97V98H72V100H74V99H76V100H78V99H81V100H79L78 102H79V104H80V106L79 107H77L79 110H81L82 111V117L83 116H86V114L87 113H89V115L87 114V116H86V118L87 119H89V121L91 122L92 121V125H94V127L92 126L91 127V125H89V127H91V128H89V130H88V127L87 126H85L84 128V130H87V131H83L82 132V134H84L83 136H84V141H85V143H87V144H90L91 143V145H93L94 146V148L96 147L97 149H98V147H99V149L101 148V151H103L104 150V152H103V156L102 155H100V153H98L97 155H100L101 157H99V156H96V158L97 157H99V158H97V160H93V163H92V165L90 164L89 166H88V169L89 170H92V171H94L96 168H98L99 166L98 165H105V164H107V163H109V165H105V166H107V167H110V165L112 166L111 168L114 170V171H117L118 173H122V174H120L121 176L122 175H124V176H128V178L129 177H131V176H135V177H137L138 178V183H137V185L135 186V188H133V189H131V186L129 187V186H127V184H123L122 185V192L124 193L123 194V196H121V197H119V198H113L114 200L111 202V201H109V203H111V205L110 206H108L107 208H105L106 210H109V209H111L112 208V206H120L121 204L123 205H125L126 204V202H127V200L130 202H132V200L134 201V198H136V197H138L137 196V194L138 195H141L142 193H145L146 191H148V193H150V198H152V200H154V201H156V203L158 202V201H160V202H158V203H160V204H162L163 206H164V204H165V202H168V204L166 203V206L167 205H169V206H171L172 207V199H171V197L170 196H167V195H169L168 193H169V191H168V193L166 192L167 190H169L168 189V187L170 188V186H168L169 184H167L166 185V183L167 182H172V184H175L174 182H175V180H169V178L171 177L172 179L173 178H175V177H173V176H177L178 174H181V173H179L181 170L182 171H185V170H187L188 169V167H187V169H186V167L185 166H181V162L183 161H185V158L187 159V162L189 161V159H191V158H193V156L192 157H190L189 158V156H188V154L190 153V155H192L191 154V152H192V150H193V148H195L196 146H197V148L199 147V146H201V145H206V144H208V145H210L212 142H213V147L215 146V145H217V144H219V141L218 140H215V139H217L216 138V135H214L213 134V132L212 131H216V129H218V130H220V131H222L223 129H226V127L224 128L223 126H226V125H222V129H219V128H221V127H217V125L215 126V127H217V128H214V125L215 124H212V125H210V126H208V124L209 123H205V124H200V122H201V120H200V118H199V116H195L194 114H196L195 112H194V110H196V109H194V108H192L193 110V112H190L189 113V110H191L190 109V105H193V103L194 102H192V101H195V100H192V99H190V98H192V93L194 92V91H196V87H197V91L198 92H196L197 94L199 93V91L201 92V90H199L200 89V80H194V81H191V80H186L185 81V79H187L186 77H185V75L187 74H185V71H187V69H185V67H186V65L185 66H182V65H184L183 64V62L185 61V63L186 64H189L190 66H191V68L193 67L192 65L194 64V65H196L199 61L197 60V58H195V55L192 53V54H190L192 51L190 50V51H184V50H189V48H187V46L185 45V43H184V39L182 40V38H181V36L179 37L178 35H180L179 33H177L178 31L175 29V28H172V30L170 29V31H167V30H169V29H167L165 32L163 31V29H160L162 26L160 25L161 24V22H160V24L158 23L159 22V20H158V18H157V20H158V22L156 23V22H152V21H150V19L152 18V20L154 21V19H153V17L151 16L150 18H148L145 14H144V12H142V11H140V13L142 12L143 14V16L141 15V17H140V13H139V11H138V13H137V10H139L140 8H138V6L136 7V4L137 5H139V3H142V1H140L139 3L138 2H136V0L134 1V3H133V0H132V2H131V0H118ZM121 1H123V2H121ZM111 2H110V4L109 5H112L111 4ZM122 4H121V3ZM127 2V3H126ZM130 4H129V3ZM115 3V2H114ZM113 3V4H114ZM126 3V4H125ZM144 3V2H143ZM132 4L136 7V9H135V12H134V6H132ZM123 5V6H122ZM126 5V7H124ZM142 5H145V8H144V6L143 7H141L142 9L144 8V9H146V10H148V8L147 7H149V6H146V4H142ZM114 6V5H113ZM130 6H132V8L130 7ZM130 7V8H129ZM140 7V6H139ZM125 8V9H124ZM126 8H129V9H126ZM133 11H132V10ZM143 9V10H144ZM122 10H120L121 12H122ZM127 10H131V12L130 11H128L127 12ZM5 11V12H4ZM4 11H3V14L4 13H6V14H2V16H3V18H4V22L6 23L5 25L7 26H5V25H2L3 27H5L6 29L4 30V31H2V28H1V31H0V37H2L1 39H3V37H5L6 35L9 37L7 40L9 41V39H10V41H9V44L7 43V49H8V51H10V53H16V54H18V48L15 46V43H14V38L16 37H13V36H9L10 34H9V32H13L14 31V28H15V26H16V21L18 22V19H20L19 18V16H12L10 13H9V16H8V13L7 12H9L7 9H5L4 8ZM145 11V10H144ZM134 12V13H133ZM146 12V11H145ZM146 13H149V11H147ZM134 14H136V15H134ZM137 14H138V16H137ZM11 15V16H10ZM149 15H153L152 13H149ZM4 16H6V17H4ZM136 16V18H134ZM8 17V18H7ZM14 17H16V18H14ZM147 17V18H146ZM9 18H11V19H9ZM141 19V20H140ZM135 20V21H136ZM156 20V19H155ZM15 21V22H14ZM139 21V22H138ZM152 22V23H151ZM203 22V21H202ZM202 22H200L201 24H202ZM205 22V21H204ZM203 22V23H204ZM136 23V22H135ZM199 23V24H200ZM205 23H209L208 25H206ZM204 24V26H200V28L202 29V27H205L206 28V26H207V29L209 28V26H210V28H212V30L214 29V24L213 23H211V22H205ZM143 24V23H142ZM145 24V23H144ZM156 25L155 27H154V25ZM200 24V25H201ZM158 25H160L161 27H158ZM155 28V31L158 33L159 31V33H160V36H159V34L158 35H156V32L154 31V28ZM12 30H11V29ZM204 28V29H205ZM175 29V30H174ZM200 29V30H201ZM203 29V32H200L201 34H203L204 35V33H207L209 30H211V29H205L204 30ZM153 30V31H152ZM117 31H119V30H117ZM174 32V34H173V32ZM177 31V32H176ZM202 31V30H201ZM214 32L216 31L215 29L213 30ZM213 31H209L210 33H208V35L207 36H209L211 33H212V35L211 36H213V34H214V32ZM1 32H4V34H6V35H4L3 33L1 34ZM146 32V33H145ZM155 32V33H154ZM164 32V33H163ZM117 33V32H116ZM116 33H115V35H116ZM162 33V34H161ZM200 33H199V35H195L194 37H192V39L194 40V38L197 40V41H199L200 42V37L199 36H201L202 37V35H200ZM118 34H119V32H118ZM137 34V33H136ZM135 33H134V35H136ZM167 34V35H166ZM178 34V35H177ZM217 34H218V32L216 33L215 32V35L217 36ZM114 35V36H115ZM148 36V37H146V36ZM150 35V36H149ZM176 35L178 36L177 37V39H175L176 38ZM219 36H220V34H218ZM114 36H111V37H114ZM193 36V35H192ZM206 36V35H205ZM108 37H110V36H108ZM103 38L102 40L103 41H101V39L99 38H93L92 39V41H93V43H95V44H97V42H98V44L99 45H102V46H104L105 47V44L107 45L106 46V48L108 47V49L110 50H113V53H116V52H118L120 49L118 48V49H116L117 51H115V48H117V44L119 45L120 43H123L125 40L123 39V41L122 42H118L119 40H121V38L120 39H118V38H116V39H114V41H116V42H114L113 40H109V39H112L111 37L110 38ZM115 37H120V35L118 36H115ZM183 37V36H182ZM204 37V36H203ZM202 37V38H203ZM133 38H134V36H133ZM149 38H151L150 39V41H149ZM205 39L207 38V37H204ZM0 39V40H1ZM109 40V41H111V44H109L108 43V41L107 40ZM137 39V36H136V38L135 39H132V42L130 41V44H132L133 43V40H136ZM163 41H162V40ZM169 39V40H168ZM172 40H177L176 42L174 41H172ZM180 40H182L183 42H179ZM202 40H204V39H202ZM201 40V42L200 43H202L203 41ZM207 40V39H206ZM95 41V42H94ZM97 41V42H96ZM146 41H148V42H146ZM151 41H154L155 43L157 42V44L155 45L154 44V47H153V45H150V44H153V43H150ZM167 41H169V42H167ZM172 41V42H171ZM205 41V40H204ZM106 42V43H105ZM113 42V43H112ZM126 42V41H125ZM136 42V41H135ZM134 42V43H135ZM146 42V43H145ZM13 43V44H12ZM117 43V44H116ZM129 43V42H128ZM134 43L132 44L133 46H134ZM145 43V44H144ZM148 43H150V44H148ZM174 43V44H173ZM179 43H180V45H179ZM184 43V44H183ZM109 44V45H108ZM114 44V45H113ZM130 44H128L129 46H130ZM136 44V43H135ZM149 46H148V45ZM171 44V45H170ZM176 44V45H175ZM122 45V44H121ZM128 45H126V44H123L122 46H128ZM147 45V46H146ZM173 45V46H172ZM183 45V47H182V49H181V47H179V46H182ZM10 46V47H9ZM14 46V47H13ZM128 46V48H130ZM179 48H178V47ZM13 47V49H11ZM111 47V48H110ZM112 47H115L114 49L112 48ZM119 47V46H118ZM148 47V48H147ZM149 47H151V48H149ZM170 47H172L174 50H177V51H179V52H176L177 54L175 55L174 53L175 52H171V51H173V49L171 48L170 49ZM175 47V48H174ZM176 47H177V49H176ZM6 48V47H5ZM3 49L4 51H6V49ZM121 48H123V47H121ZM125 48V47H124ZM128 48H125L126 50H131L132 49V47L130 48V49H128ZM154 48V49H155ZM11 49V50H10ZM171 51H170V50ZM180 49V50H179ZM15 50H16V52H15ZM150 50H153V51H151V52H153L152 54L153 55H151V52H150ZM163 50V51H162ZM165 50V51H164ZM169 50V51H168ZM181 50H183V52L181 51ZM115 51V52H114ZM132 51V50H131ZM147 51V52H146ZM157 51V52H156ZM34 52V51H33ZM57 52H58V50H57ZM56 52V53H57ZM112 52V51H111ZM130 52V51H129ZM167 52V53H166ZM190 52V53H189ZM157 53V54H156ZM180 53H182V55L183 56H181V57H178V58H182L181 60L180 59H176L177 58V55H179ZM15 54V55H16ZM61 53H57V55H59V57H62V58H68L66 55L65 56H63L62 54V56L60 55ZM67 54V53H66ZM131 54V53H130ZM156 54V55H155ZM165 54H167L168 55V57L170 58H168L167 57V55L165 56V57H167L166 59H165V57H164V55ZM172 54V55H171ZM190 54V55H189ZM68 55V54H67ZM146 55V56H145ZM175 55V56H174ZM181 55V54H180ZM191 55H194L193 57L196 59L195 60V62H196V64H195V62L193 63L192 61H194L193 59H192V56ZM68 56H72V53H70ZM158 56V57H157ZM185 56V57H184ZM188 56V57H187ZM189 56H191V59H192V61H191V59L189 58ZM69 57V58H70ZM160 57V59H158ZM162 57V58H161ZM171 57H172V59L174 60V59H176V60H172L171 59ZM158 59V60H160V61H162V60H169L171 63H172V68L171 67H160V69L161 70H159L158 68H159V64L157 63V62H155L154 61V59ZM164 58V59H163ZM101 59V61L103 60V59H105L104 60V62H102V64L104 65V66H108L109 65V62L107 61V59L106 58H103V57H101L100 58ZM186 59L188 60V59H190V60H188V61H186ZM264 59V58H263ZM263 59H260L261 61L263 60ZM172 60V61H171ZM178 60V61H177ZM180 60V61H179ZM184 60V61H183ZM260 60H258V61H260ZM86 62H87V60H85ZM91 60L89 59V61L87 62V63H90V64H87L86 63V66H87V68L86 69H89L90 68V70H91V67L93 66V63H92V61L90 62ZM179 63V62H181L182 64H178L177 62ZM198 61V62H197ZM257 61V60H256ZM264 61V60H263ZM146 63H147V61H145ZM176 62V63H175ZM248 62V61H247ZM246 62V63H247ZM92 63V64H91ZM85 65V64H84ZM83 64L81 65L82 67H83V69L86 67V66H84ZM198 66H194L193 68L195 69V67H197V71H200V72H202V71H206V69L204 68V65L202 64V62H199V64H197ZM200 65V66H199ZM251 65H253V64H250L249 66H248V68H246L245 69V72H242L243 74H241L239 77V79L235 82V84H233V85H235V87H236V85H238V86H248V87H250V84H251V89L250 88H248V87H246V88H248L247 89V92L249 93H251V90H252V88L254 87V85L255 84H258V83H262L263 82V85H264V74H263V71H264V64L263 65H253V66H251ZM90 66V67H89ZM141 66H143V65H141ZM263 66V67H262ZM79 67H80V65H79ZM144 67V66H143ZM157 67V68H156ZM175 67V68H174ZM259 67H261L262 69H259ZM81 68V67H80ZM93 68V67H92ZM174 68V69H173ZM180 68V69H181ZM202 68V69H201ZM78 69V65H77V68H76V71H80V70H77ZM82 69V70H83ZM85 69V70H86ZM151 69V70H150ZM165 69V70H164ZM176 69V70H175ZM199 69H201V70H199ZM205 69V70H204ZM94 70V69H93ZM92 70V71H93ZM147 70H149V71H147ZM153 70V71H152ZM162 70H164V71H162ZM175 70V71H174ZM84 71V70H83ZM83 71H81V72H83ZM132 71V70H131ZM147 71V72H146ZM153 73H152V72ZM158 71H162L161 73H162V75H161V73H159ZM182 71V72H181ZM184 71V72H183ZM261 71V72H260ZM96 71L94 70V73H95ZM158 72V73H157ZM164 72H165V74H166V76H165V74H164ZM180 72L182 73V74H180ZM96 73H98V70H97V72ZM94 74V75H96V79H95V76L93 75V72H92V75H93V77H94V79H93V77H92V79L93 80H98L99 78H100V75H101V78H102V72L101 71H99V73L98 74ZM101 73V74H100ZM141 73V72H140ZM146 73V74H145ZM253 73V74H252ZM257 73V74H256ZM149 74H150V76H149ZM255 74V76H253ZM261 76H260V75ZM129 75H139V74H136L135 73V70L134 71H132V72H129ZM148 75V76H147ZM163 75H164V77H163ZM174 75H176V76H174ZM184 75V76H183ZM260 77H259V76ZM40 76V74L38 75V77ZM98 76H99V78H98ZM103 76H104V74H103ZM155 76V77H154ZM183 76V77H182ZM263 76V77H262ZM41 77V76H40ZM39 77V78H40ZM105 77V76H104ZM104 77H103V79H104ZM98 78V79H97ZM159 78V77H158ZM162 78H160V80L162 81L163 79ZM185 78V79H184ZM245 79V80H243V79ZM261 78V79H260ZM147 81H146V80ZM250 81H249V80ZM256 79V80H255ZM62 80V79H61ZM76 80V79H75ZM74 80V81H75ZM79 80H82L83 81V79H79ZM78 80V81H79ZM91 80V79H90ZM102 79H99L98 81H101ZM128 80V81H127ZM153 80V79H152ZM242 80V81H241ZM246 80H248V82L246 81ZM259 80V81H258ZM62 81H64V80H62ZM71 81H73V79L71 80ZM77 81V80H76ZM75 81V82H76ZM88 81V80H87ZM104 81V80H103ZM127 81V84L125 83ZM164 81V82H165ZM185 81V82H184ZM253 81V82H252ZM33 82H34V84H33ZM32 83L30 82V88H32L33 89V87H35V86H33V85H35V81H33ZM37 82H38V84H39V82L40 81H38L37 80ZM36 82V83H37ZM184 83V85L186 84L187 85V83H194L193 85L194 86H189V84L187 85L188 87H190V89L189 88H184V86L182 87V84ZM187 82V83H186ZM203 82H204V80H203ZM243 82H245V84H243ZM77 83H81V84H83V83H85V80L83 81V83L80 81V82H77ZM87 83V82H86ZM86 83H85V85H86ZM130 83V85H128ZM135 83V82H134ZM152 83H153V85H152ZM155 83V84H154ZM160 83H162V84H160ZM197 83V84H196ZM198 83H199V85H198ZM239 83H240V85H239ZM254 83V84H253ZM33 84V85H32ZM37 84V88L35 87V89L34 90H36V91H39L38 89L40 88L41 90H40V93H39V95H36V98H39V97H41V96H43V98H44V96H45V98L43 99L42 97H41V99H43V100H41L40 98V101H42L43 102V104L42 105H45V106H47V108L49 107V109H47L45 106V108L47 109L46 111H47V125H50V124H52V125H55L59 130L60 129H62L63 130V132L64 131H66L67 133H65L66 135L70 132V135L73 133V132H75L72 128H71V126H69V125H66V124H61V123H59L58 121H60V122H64V120L63 119H66V117L65 116H60V119L58 118V119H56L57 117L55 116V114L53 113V110H52V102H51V99H52V95H53V93H55L53 90H51V89H49V90H51V91H49L48 90V88L47 89H45L46 88V85H47V87H48V84L49 83H46L45 84V86L43 85H41V84H39L40 85V87H39V85ZM80 84V85H81ZM109 84H111L112 86L115 84V83H113V82H111V83H109ZM131 84H133V85H131ZM147 83L145 84V85H147V86H149ZM157 84V86H154V85H156ZM175 84H177L176 86H175ZM253 84V85H252ZM33 87H32V86ZM50 85V87L52 88L53 87V84H49ZM52 85V86H51ZM55 85V84H54ZM58 85V84H57ZM57 85H55V86H57ZM84 85V86H85ZM123 85L125 86V88L123 87ZM181 86V87H178V86ZM185 85V87H187ZM197 85V86H196ZM83 86V85H82ZM116 86V85H115ZM128 86V87H127ZM131 86H132V88H131ZM134 86V87H133ZM136 86V87H135ZM169 86V87H168ZM196 86V87H195ZM198 86H199V88H198ZM230 86H232V85H230ZM237 86V87H238ZM42 87H45L44 89L42 88ZM49 87V88H50ZM87 87V85L85 86V89H88V87ZM126 87L128 88V89H126ZM141 87V88H140ZM194 87V88H193ZM236 87V88H237ZM264 87V86H263ZM54 88V87H53ZM138 88V89H137ZM179 88H181L182 90H180L179 91ZM193 88V89H192ZM230 87L229 86H227L226 88H225V90L224 91H222L221 89V91H219V93H221V94H219V95H221L220 97L222 98V96H225L226 94H227V92L229 93V90L231 89H229ZM46 91L49 95H50V93H52V91H53V93L50 95L51 96V99L49 98L50 96H47L48 94L47 93H45L44 91ZM89 89H91V88H89ZM142 89V90H141ZM153 89L150 91V92H152L153 93ZM155 89L158 91V93H157V91H155ZM160 89V90H161ZM183 89H186L185 91L186 92H183L184 90ZM195 89V90H194ZM69 90V89H68ZM73 90V91H74ZM131 90V91H130ZM134 90V91H133ZM139 92H138V91ZM140 90H141V92H140ZM146 90V91H145ZM165 90L167 91V93L165 92ZM190 92H189V91ZM36 91H35V93H36ZM43 91V92H42ZM61 91H63V92H60L62 95H64L66 92H68V91H66V90H61ZM97 91V92H96ZM182 91V92H181ZM86 92H88V93H86ZM132 92H134V93H132ZM156 92V93H155ZM189 92V93H188ZM37 93V94H38ZM45 93V94H44ZM59 93V94H60ZM128 93V94H127ZM165 93H166V95H165ZM185 93L186 94H188V95H185ZM195 93V92H194ZM43 94V95H42ZM151 94V95H150ZM158 94V95H157ZM159 94H161V95H163V96H160ZM185 95V96H183V95ZM224 94V95H223ZM82 95V96H81ZM98 97L99 96V98H97L96 96ZM118 95H119V98H118ZM124 96V98H123V96ZM126 95L128 96V97H126ZM149 95H150V98H152L153 100H150V98H149ZM157 97H155V96ZM37 96H39V97H37ZM46 96L48 97L47 98V102H45V99H46ZM187 96V97H186ZM94 97H95V99H94ZM132 97V98H131ZM161 97V98H160ZM182 97H186L185 99H186V102H188L187 104H185L186 102H185V99H181ZM218 97V95L216 94V97H215V99ZM87 98H86V100H87ZM118 98V99H117ZM155 98H156V100H155ZM159 98L161 99V100H159ZM187 98H189L190 100H188ZM249 98H251V94L249 95V97H248V99ZM123 99H125V100H123ZM159 101H158V100ZM218 99V98H217ZM242 99V98H241ZM241 99H240V101H241ZM248 99H246L247 100V103H248ZM38 100V99H37ZM36 100V101H37ZM76 100H74V101H76ZM85 100V101H86ZM87 100V101H88ZM129 100H131V101H129ZM188 100V101H187ZM192 100V101H191ZM246 100H243V101H241L242 102V104H240L241 106L240 107H238V109L237 110H239V113H241V110H242V107H243V105L245 106V105H247L246 104ZM91 101H92V103H91ZM109 101H111V97H110V99H109ZM116 101V102H115ZM154 101V102H153ZM177 101V102H176ZM180 101H182V105L180 104L181 102ZM38 102V104H40L41 105V103H39V100L37 101ZM78 102L77 103H74L75 105H73V106H75V108H76V105H78ZM114 102V103H113ZM165 103L164 105L162 104L161 105V103ZM189 102H190V104H189ZM45 103V104H44ZM83 104V106H82V108H81V105ZM86 103V104H85ZM169 103H173L172 105L171 104H169ZM192 103V104H191ZM195 103H196V105H198V103L195 101ZM88 104H92V105H89L90 107H88ZM177 104H178V109H176V106H177ZM94 105V107H92ZM108 105V104H107ZM136 105H138V106H136ZM157 105H159V106H157ZM174 108V111H176V113L177 114H180V116H181V114H182V117H180V116H178L177 114H175V112H173V110L171 109L172 107ZM175 105V106H174ZM106 106V105H105ZM133 106V107H132ZM162 106V107H161ZM165 106H167L165 109H164V107ZM179 106H182L180 109H179ZM86 107V108H85ZM137 107V108H136ZM139 107V108H138ZM170 107V108H169ZM183 107H186L187 109H185V108H183ZM193 107V106H192ZM85 109V111H83L84 109ZM90 108V110L88 111V109ZM91 108H93V109H91ZM97 108V109H96ZM98 108H99V110H98ZM107 108V109H106ZM169 108V109H168ZM100 109H101V111H100ZM121 111H119V110ZM138 111H137V110ZM160 109V110H159ZM168 109V110H167ZM181 109H183V111H186V110H188V111H186V112H183ZM185 109V110H184ZM97 110V111H96ZM102 110H104V111H102ZM109 110H111V111H113V110H118L117 111V113H115L116 111H114V113H115V115H117L118 116V112H120L119 114V116H121V117H119V118H124V119H119L117 116H115L114 115V113L113 112H111V111H109ZM146 110V111H145ZM165 110V111H164ZM237 110H236V112H237ZM48 111H50V112H48ZM99 111V112H98ZM106 111H108V112H106ZM153 111V112H152ZM159 111V112H158ZM177 111H179V112H177ZM182 111V112H181ZM27 112H29V110L28 111H26V114H28ZM105 112V113H104ZM146 112V113H145ZM169 112V113H168ZM30 113H31V111H30ZM49 113H51L50 115H49V117H48V114ZM85 113V114H84ZM94 113V114H93ZM99 113V114H98ZM111 113V114H110ZM113 113V114H112ZM124 113V114H123ZM192 113V114H191ZM238 112H237V114H239ZM102 114V115H101ZM125 114H126V116H125ZM190 114V115H189ZM97 115H99V117L97 116ZM176 115H177V117H179V119H177V120H175L177 117H176ZM185 115V116H184ZM203 115V114H202ZM80 117H81V115H79ZM123 116H125V117H123ZM165 116V117H164ZM171 116V117H170ZM189 116V117H188ZM89 117V118H88ZM97 117H98V119H97ZM101 117V118H100ZM117 117V118H116ZM127 117V118H126ZM135 117V118H134ZM186 117H188V118H186ZM52 118V119H51ZM61 118H62V120H61ZM113 118V119H112ZM117 120H116V119ZM174 118V119H173ZM184 119L185 120V123H183V121H182V119ZM198 118V119H197ZM109 119V120H108ZM132 119V120H131ZM172 119V120H171ZM99 120H102V121H99ZM113 122H112V121ZM123 120L125 121V123L123 122ZM168 120H169V122H168ZM101 122L100 123V125L102 124V125H104L105 127V129H104V131L102 130L103 128H101L102 127V125L100 126V125H98V124H96V123H94V122ZM122 121V122H121ZM187 121H188V123H187ZM192 121V122H191ZM208 121V120H207ZM121 122V123H120ZM133 122V123H132ZM171 122V123H170ZM180 122V127L181 128H179V126L178 125H176V127L174 126L176 123H179ZM109 123V124H108ZM115 123V124H114ZM119 123V124H118ZM132 123V124H131ZM173 123H175V124H173ZM195 123H196V126L198 127L197 129H196V126H195ZM200 124V125H197V124ZM90 124V123H89ZM95 124H96V127H95ZM171 124V125H170ZM51 125V126H52ZM108 125V126H107ZM118 125V126H117ZM128 125H129V127H128ZM182 125V126H181ZM183 125H184V127H185V125L187 126L186 127V129L188 130V128L190 129L191 127H193L192 129L194 130H192V132H185V128H183ZM51 126H48V127H50L51 128ZM54 126V127H55ZM99 128H98V127ZM121 126V127H120ZM167 126V127H166ZM209 128H208V127ZM107 127V128H106ZM109 127V128H108ZM112 127H113V129H112ZM127 127V128H126ZM215 129H213V128ZM130 128V129H129ZM183 128V131L184 132H182V130H180V129H182ZM51 129H53V131L55 132H50V131H52ZM50 130H49V132L50 133H52L51 135H50V133H49V135H50V137L51 136H56L57 135V130L58 129H56V131H55V129L52 127ZM91 129H93V130H91ZM101 129V130H100ZM124 129V130H123ZM134 129V130H133ZM195 129L198 131V132H196L195 131ZM202 129L204 130V131H202ZM213 129V130H212ZM73 130V131H72ZM91 130V133H92V136L90 137V135H91V133H90V135H89V131ZM97 130V131H96ZM99 130H100V132H99ZM111 130V131H110ZM128 130V131H127ZM136 130V131H135ZM155 130V131H154ZM186 130V131H187ZM69 131V132H68ZM93 131V132H92ZM113 131V132H112ZM118 131V132H117ZM122 131H124V132H122ZM209 132V133H206V132ZM211 131V132H210ZM219 131V132H220ZM151 132V133H150ZM156 132H157V134H156ZM26 133H28V129H26V131L24 130L22 133H20L19 135L18 134H16L17 136H19V138H17V136L15 137L14 136V138L16 139H14L15 141H17V142H15L14 140H13V142L15 143V145H16V147L18 146L17 144H18V142H19V140H21V142H22V144H21V142L19 143L20 145L18 146L19 148L18 149H21V147H22V149L21 150H24V148H25V150L27 151V152H31V148H33L32 146L34 145L35 146V144L36 143H31V142H35L33 139H34V137H32V136H28V135H30V133H28L27 135H26ZM76 133V132H75ZM74 133V134H75ZM155 133V134H154ZM163 133L164 134H169V135H164L163 136ZM182 133L183 134H185L184 136L182 135ZM213 134V135H209V134ZM24 136H23V135ZM93 134H94V136H93ZM99 134V135H98ZM109 134V135H108ZM154 136H153V135ZM66 135H63V137L65 136V138L66 139H68L67 137L68 136H70V135H68V136H66ZM96 135V136H95ZM100 135H101V137H102V135L104 136V137H100ZM151 135H152V137H151ZM161 135H162V137H161ZM170 135H173L174 137H175V135H176V137L175 138H173V136L171 137V138H173L171 141L169 140V138H170ZM180 135V136H179ZM209 135V136H208ZM228 135V134H227ZM27 136V140H28V138L30 137H32L31 139L33 140H30V141H27L26 140V138H24V137H26ZM58 136V135H57ZM62 137V135L60 134L58 137ZM74 136H76V134L75 135H72V136H70V139L68 140V141H66V139H63V140H60L61 139V137L58 139V140H60V142H58L57 143V141H56V143H57V145H58V147H57V149L59 148V150H61V148H60V146L62 147L64 144H66L67 142L68 143H72L73 144V141L75 140V143L73 144V149L74 148H77L78 150V152H79V150H80V148H78V146L80 145L79 144V141H77L76 139V137H74ZM107 136V137H106ZM114 136V137H113ZM126 136V137H125ZM143 136V137H142ZM211 136H213V137H211ZM22 137V138H21ZM49 137V141H50V139L52 140V139H54L53 137L52 138H50ZM93 137H95V139H97V141H95V139H92ZM97 137V138H96ZM99 137L102 139V141H105L106 139V142H101V140L99 141ZM116 137V138H115ZM121 137V138H120ZM164 137V138H163ZM169 137V138H168ZM181 137V138H180ZM214 137H215V139H214ZM10 138H11V136H10ZM12 138H13V136H12ZM29 138V139H30ZM112 138H114V139H112ZM127 138V139H126ZM128 138L130 139V140H128ZM138 138V139H137ZM142 138V139H141ZM152 138V139H151ZM166 138H167V141L168 142H170L169 144H167L168 142L166 141ZM23 139H25V140H23ZM73 139V141L71 142V140ZM125 141H124V140ZM135 139V140H134ZM155 139V140H154ZM177 139V140H176ZM214 139V141H212ZM65 140V141H64ZM111 140V141H110ZM113 140H115V141H113ZM143 140V142L141 143V141ZM180 140V141H179ZM206 140V141H205ZM24 141V142H23ZM48 141V142H49ZM66 142V143H64V142ZM78 142V146H77V142ZM87 141V142H86ZM108 141H109V143H108ZM113 141V142H112ZM123 141V142H122ZM129 141V142H128ZM138 143H137V142ZM165 141V142H164ZM172 141H174V142H172ZM194 141V142H193ZM27 142V143H26ZM52 142H54L53 140L52 141H50V144H52V146L50 147V149H53V148H55V147H53L56 143H54V145H53V143ZM63 144H62V143ZM97 143V146L94 144V143ZM101 142V143H100ZM115 142V143H114ZM155 142V143H154ZM167 142V143H166ZM210 142V143H209ZM216 142H218V143H216ZM24 143H26L25 145H24ZM30 143V144H29ZM107 143H108V145H107ZM29 146H31V144H32V146L31 147H29L28 148V145ZM61 144V145H60ZM75 144H76V146H75ZM99 144V145H98ZM100 144L101 145H103V146H101L100 147ZM127 144V145H126ZM133 144H137V147H135V148H140V149H135L132 145ZM143 145V147L141 148L140 147V145ZM145 144V145H144ZM191 144V145H190ZM197 144H199V145H197ZM24 146V148H23V146ZM116 145V146H115ZM141 145V146H142ZM180 145V146H179ZM195 145V146H194ZM212 145V144H211ZM210 145V146H211ZM25 146H27V147H25ZM67 146H69L70 147V149H69V147H67ZM133 148H132V147ZM194 146V147H193ZM218 146V145H217ZM216 146V147H217ZM64 148H68V150L66 149H64L66 152H64V150L62 151V152H64V154L66 153L67 154V151L69 152V153H71L70 151H76V149L75 150H72L71 148V145H68V144H66V147L65 146H63ZM80 147V146H79ZM127 147H130V148H132L131 150H130V152H132V154L130 153L129 154V148H127ZM145 147V148H144ZM153 149H158V151H159V155L157 156V158L156 157H153V156H155L154 154L152 155L151 153H153L152 152V148ZM155 147V148H154ZM165 147V148H164ZM179 147H180V149H179ZM103 148V149H102ZM150 148V149H149ZM194 149L195 151L196 150H198V149ZM28 149V150H27ZM56 148L55 149H53V150H57ZM98 149V150H99ZM135 149V150H134ZM145 149V150H144ZM149 149V150H148ZM152 149V150H151ZM187 149V150H186ZM189 149L191 150L190 152H188L189 151ZM23 151V152H26V151ZM70 150V151H69ZM139 150H141V153L139 154V152L138 151ZM144 150V151H143ZM146 150H147V152L152 156V157H149L150 155H147V153H146ZM180 150V151H179ZM193 150V151H194ZM61 151H56V152H58V154L60 153L61 155L60 156H57V160L56 161H58V164L60 165L61 163H66L68 160H69V158L71 157V159H75L76 158V156H77V160L79 159V158H81L80 157V153L81 152H79V153H75V152H72L71 153V155L73 154L74 156H75V158H74V156H73V158H72V156L70 155V157H67V161H64V159L66 160V158L65 157H63L64 156V154L62 155V153H61ZM81 151V150H80ZM100 150H99V152H101ZM134 151V152H133ZM136 151H137V153H136ZM143 151V152H142ZM150 151H151V153H150ZM182 151V152H181ZM195 151H194V153H195ZM225 151H227V150H225ZM145 152V153H144ZM186 152H188V154L186 153ZM32 153V152H31ZM75 153V154H74ZM102 153V152H101ZM128 153V154H127ZM135 155H137V156H142V158H143V156H147L148 157V159H149V161L146 159V160H144V161H147V162H144L143 164H140V163H138V165H139V167H138V165H137V167H135V164L134 163H136V161L134 162L133 160H134V154ZM142 153H144V154H142ZM161 153H164L163 154V156H162V154ZM173 153V154H172ZM175 153V154H174ZM29 154V153H28ZM57 154V155H58ZM107 154V155H106ZM142 154V155H141ZM161 154V155H160ZM183 154V155H182ZM229 153H227V155H228ZM56 155V154H55ZM112 155V156H111ZM130 155H132V157H130ZM178 155V156H177ZM62 156V157H61ZM67 156H69V154L67 155ZM176 156V157H175ZM182 156H188V157H182ZM194 156H197V155H195L194 154ZM62 158V159H60V158ZM118 157V158H117ZM121 157V158H120ZM145 157H144V159H145ZM146 157V158H147ZM229 157H230V155H229ZM112 158V159H111ZM117 158V159H116ZM128 158H130L131 160H129ZM160 158V159H159ZM184 158V159H183ZM18 159V158H17ZM59 159V160H58ZM110 159V160H109ZM128 159V161H126V160ZM153 159V160H152ZM177 159H178V162H177ZM180 159H183V160H181L180 161V163H179V160ZM63 160V161H62ZM76 160V159H75ZM106 160V161H105ZM109 160V161H108ZM125 162H124V161ZM61 161V162H60ZM100 161V162H99ZM101 161L103 162V163H101ZM115 161V162H114ZM107 162V163H106ZM128 162V163H127ZM131 164H130V163ZM134 162V163H133ZM153 162V163H152ZM173 162V163H172ZM176 163V165H177V167H175L176 165H175V163ZM245 162L246 161H244V162H242V164L240 165V166H238V168H236V170H238L237 172H239L240 171V173H245V174H251L252 172H253V168H254V166H253V168H250L252 165L250 164V165H246L245 164ZM100 163V164H99ZM112 163V164H111ZM116 163V164H115ZM166 163V164H165ZM171 163V164H170ZM184 163H186V161L184 162ZM245 165H244V164ZM249 163V162H248ZM98 164V165H97ZM116 166H115V165ZM128 164L129 165H131V166H128ZM146 164V165H145ZM186 164H188V165H190L189 163H186ZM57 165V164H56ZM141 165H145L146 167L145 168H143ZM148 165V166H147ZM179 165L181 166V167H179ZM185 165V164H184ZM243 165V166H242ZM120 166V167H119ZM132 166H134V167H132ZM174 166V167H173ZM247 166V167H246ZM249 166V167H248ZM92 167V168H91ZM132 167V168H131ZM142 167V168H141ZM166 167V168H165ZM173 167V168H172ZM181 168V170L179 169V168ZM183 167H185L184 169L185 170H183ZM240 167H242V168H240ZM94 168V169H93ZM168 168V169H167ZM170 168V169H169ZM244 168H246L245 170H244ZM131 169V170H130ZM139 169V170H138ZM165 169H167V170H165ZM176 169V170H175ZM249 169V170H248ZM97 170V169H96ZM120 170V171H119ZM121 170H122V172H121ZM147 170V172H145V171ZM161 170V171H160ZM123 171L125 172L126 171V173H124L123 174ZM143 172L144 171V175L143 174H141L140 172ZM252 171V172H251ZM162 172V173H161ZM146 173V174H145ZM148 173V174H147ZM174 173V174H173ZM162 174V175H161ZM126 176V177H127ZM140 176H141V178H140ZM170 176V177H169ZM133 178V177H132ZM166 178V179H165ZM177 178V177H176ZM168 179V180H167ZM178 179V178H177ZM151 181V182H150ZM177 181V180H176ZM169 182V183H170ZM62 184V183H61ZM64 184L66 185V187H67V183H66V181L64 182ZM63 184V187H65V185ZM143 184V185H142ZM149 184V185H148ZM152 184V185H151ZM154 184V185H153ZM178 184V183H177ZM173 185V186H176V187H179L178 185ZM126 185V186H125ZM151 185V186H150ZM170 185H171V183H170ZM150 186V187H149ZM168 186V187H167ZM65 187V188H66ZM147 187V188H146ZM157 187V188H156ZM172 187V186H171ZM65 188H62V189H65ZM143 188V189H142ZM149 188H151V189H149ZM156 188V189H155ZM147 189H149V190H147ZM162 190V191H161ZM164 190V191H163ZM166 190V191H165ZM252 190V189H251ZM250 190V191H251ZM65 191V190H64ZM157 191H160V193L159 192H157ZM59 193H60V195H59V193H57L58 195H56L55 194V196H54V198L52 197V202L53 203H55V205H53V207H54V214H53V216H55L56 214V216L54 217V220L56 221L55 223L58 225V226H61V228L59 227V230L61 229V233H63V235L62 234H59L60 235V237H58V238H60V240L62 239L63 240V243H64V241L65 242H67L68 240H70V244H74V243H77V241H78V243L79 242H81L80 243V246L77 248V251H74V254H78V251H80V252H83L82 254H83V256H82V259H83V263L84 264H92V262H96L97 260H102V262L100 261V262H98L97 264H99V263H101V264H117L118 262L120 263V262H122V264L124 263V264H135V263H137L135 260H133V259H136L134 256H136V253H133V251L132 250H134V249H132V248H134V247H130V249H129V246L127 245V246H124V244L122 245V244H120V246H118V247H116L114 244H111V241H110V243L108 244H106V241L104 242V244L103 245H100L99 243H93V241H91V240H89L88 242H87V240H86V243H89V244H87L86 245V243H85V241H84V243H83V241H82V237L81 236H73V234L71 235V234H68V233H66L67 232V230H66V225L64 224V222L63 221H61V220H59V218L58 219H56V217L60 214V212L61 213H63V212H65V211H62V210H65L66 208H67V206H66V203H67V205L69 204V203H73V202H75V201H77V200H74L73 199V197H70V196H68V194H66V192L65 193H63V191H58ZM165 192V193H164ZM141 193V194H140ZM147 193V194H148ZM156 193H158L157 195L159 196V199H158V196L156 195ZM162 193V194H161ZM164 193V194H163ZM167 193V194H166ZM259 193V194H258ZM64 194V195H63ZM133 195L134 196V198H133V196H131V195ZM159 194H161V195H163V196H161V195H159ZM166 194V195H165ZM262 196H263V198H262ZM57 197L59 198V199H61V197L64 199V200H59V199H57ZM65 197V198H64ZM70 197V198H69ZM157 197V198H156ZM51 198V197H50ZM133 198V199H132ZM165 198H167V199H165ZM253 198H255V199H253V202H254V206H256V203H257V201L259 200V203L260 202H263L264 201V191H258V192H256V195H255V197H253ZM124 199V200H123ZM130 199H132V200H130ZM182 198H180V200H181ZM258 199V200H257ZM58 200H59V202H58ZM73 200V201H72ZM117 200V201H116ZM164 200V201H163ZM180 200H177L178 202L180 201ZM254 200H257L256 202L254 201ZM63 201V202H62ZM65 201H68V202H65ZM176 201V200H175ZM176 201V202H177ZM183 201H185L184 200V198H183ZM57 202V203H56ZM63 203V205L62 206H64L63 208H62V206H61V204ZM65 202V203H64ZM170 202H172V203H170ZM177 202V203H178ZM180 202H182V201H180ZM60 205H59V204ZM77 203V205H80L79 207H82V202L80 201V202H76ZM79 203V204H78ZM81 203V204H80ZM118 203V204H117ZM120 203V204H119ZM133 203V202H132ZM164 203V204H163ZM170 203V204H169ZM127 204H128V202H127ZM174 205H176V203L174 202L173 203ZM59 205V206H58ZM69 205H71V204H69ZM168 206V207H169ZM56 207V208H55ZM104 208H102V209H104ZM170 208V207H169ZM62 209V210H61ZM58 212H57V211ZM171 211H173L172 209H171ZM57 212V213H56ZM156 213V214H155ZM152 212V211H150V212H148L147 213V215H146V217L144 216V219L142 220L141 218H139V217H136V216H134V219H135V221L132 219L131 220V223L133 224V225H137L136 227H135V232L132 234V236L134 237V238H132L131 239V241H135V243L137 244V245H139V246H144V247H146L147 245H149V247L147 246V250L149 251V253H150V258H151V260H153V262H156V260L157 259H154V258H167V257H169V258H171L172 256H169V255H171L172 253H167V251H164V249H163V247L162 248H160V246H158L157 247V241H159V239H160V234L158 233L159 231H160V227H159V224H157V225H155L154 224V222L153 223H151L152 221H155V222H159V220L161 219L160 217H161V215H160V217H158L157 216V214H158V212ZM180 212L178 211H175L174 212V216H178V218L179 219H181V220H183V221H180L181 222V225L182 226H180L179 224H180V222H179V224H176V223H178V221H179V219L178 218H176V221H177V219H178V221L175 223V220L173 219V218H175V217H173L172 218V216H171V218H172V221L174 222V227H178V225L180 226V227H178V228H176V231L178 230L179 231V233H181V232H185L186 231V224H187V219L184 217V216H181L180 214H179ZM170 214H172V212L170 213ZM153 217H152V216ZM156 215V216H155ZM159 215V214H158ZM173 215V214H172ZM155 216V217H154ZM176 216V217H177ZM258 216H260L261 217V219H263L262 218V216H264V215H258ZM137 218H139V219H137ZM147 218V219H146ZM160 218V219H159ZM151 219V220H150ZM162 219L164 220V217H162ZM59 220V221H58ZM149 220V221H148ZM158 220V221H157ZM60 221L62 222V224H60ZM138 221V222H137ZM146 221V222H145ZM162 221V220H161ZM150 222V223H149ZM183 222V223H182ZM138 223V224H137ZM141 223V224H140ZM144 223V224H143ZM70 224H72L73 225V222L71 223L70 222ZM147 224H149V226L147 225ZM153 224V225H152ZM155 225V226H154ZM2 226H3V228H2ZM2 226H0L1 228H0V247L2 246V244H4L3 245V249H5L4 247H8V249H9V251L7 250V249H5L4 251L5 252H8L7 254H8V257L10 258V259H13V261L14 260H18V261H16L17 262V264L19 263V264H27V262L25 263V261H28L29 260V262L31 263V262H33V264L34 263H39L40 262V258L39 257H41L42 255H40V256H36L37 258H35V255H37V254H35V253H30L31 251L30 250H32V249H37L38 247L35 245V244H37V242L38 241H34V242H32L31 243V240L29 241V239H27V237L25 236V235H20L19 236V234L18 235H16L15 236V234L14 233H16V229H14L13 227L11 228V227H9V225H2ZM7 226V228H5L4 229V227H6ZM87 225L86 224H84V222H81V224L78 226V228L79 229H85L84 227H86ZM139 226H141V227H139ZM151 226V227H150ZM153 226V227H152ZM161 226V225H160ZM183 226H185V228L183 227ZM9 227V228H8ZM63 227V228H62ZM69 227V226H68ZM71 227V226H70ZM145 227H148L149 228V230L147 231H145ZM184 229H183V228ZM137 228V229H136ZM179 228H180V230H179ZM182 228V229H181ZM4 229V230H3ZM8 229V230H7ZM10 229V230H9ZM12 229V230H11ZM152 229H154V230H152ZM157 229L159 230V231H157ZM62 230H64V231H62ZM136 230H138V231H136ZM152 230V231H151ZM183 230V231H182ZM7 231H9L11 234L13 233V231H15L13 234H14V236L16 237V240H15V238H14V236H13V234L11 235L9 232H7ZM12 231V232H11ZM66 231V232H65ZM151 231V232H150ZM60 232V231H59ZM154 232V233H153ZM187 232V231H186ZM2 233V234H1ZM8 233H9V235L10 236H8ZM18 233V232H17ZM16 233V234H17ZM131 233V232H130ZM150 233L151 235H153V236H150V234L148 235V234ZM153 233V234H152ZM7 234V235H6ZM156 234V235H155ZM2 235H4V236H2ZM141 235V236H140ZM148 235V236H147ZM233 235V234H232ZM13 237V239L15 240V242H14V240L12 239V237ZM69 237V238H67V237ZM71 236V237H70ZM131 236V237H132ZM147 236V237H146ZM18 237V238H17ZM19 237H22L23 239H24V237H25V239L23 240V242H22V238H20V241H17V240H19ZM145 237V238H144ZM156 237V238H155ZM229 240H231V238H235V236H233V237H231V234H230V232H229ZM66 238V239H65ZM71 238V239H70ZM154 238V239H153ZM158 238V239H157ZM233 238V240L234 241H236L237 240V238H235L234 239ZM4 239V240H3ZM10 239H11V241H12V243L15 245H13L14 247V249H18L20 252L18 253V250H17V252H16V250H14L13 248H11L12 247V243L10 242ZM134 239V240H133ZM142 239V240H141ZM148 239V240H147ZM7 240V241H6ZM61 240V241H62ZM67 240V241H66ZM80 240V241H79ZM6 241V242H5ZM33 241V240H32ZM60 241V243H59V245L61 246H63V243ZM130 241V242H131ZM151 241V242H150ZM154 241V242H153ZM233 241V243L236 245V242H234ZM9 242H10V244H9ZM28 242H30V245H28ZM73 242V243H72ZM108 242V241H107ZM152 242H153V244H152ZM232 242V241H231ZM7 243V244H6ZM19 244L18 246H19V248H18V246L16 247V244ZM83 243V244H82ZM140 243V244H139ZM151 243V244H150ZM156 243V244H155ZM11 246L10 248H9V245ZM32 244V245H31ZM37 247H32V246H34V245ZM92 244V245H91ZM107 245V247L109 246L110 248V250L108 249V248H106L105 246ZM130 244V243H129ZM234 244L232 245V243H231V245L232 246H234ZM40 248H41V250L43 249V251H44V253H47L48 252V250H46L45 248H43V245L41 244V243H39L38 242V244H37ZM94 245V246H93ZM105 245V246H104ZM156 245V246H155ZM230 245V243H229V249H231V251L230 252H232V250H233V247ZM31 246V248L28 250V248ZM59 246V248H61ZM122 246V247H121ZM23 247V248H22ZM25 247V248H24ZM64 247V246H63ZM92 247V248H91ZM236 247V246H235ZM1 248V249H2ZM40 248H38V250L43 254V256L42 257H46V254H44L43 253V251H41L40 250ZM87 248V249H86ZM90 248L93 250V251H89L90 250ZM106 248V249H105ZM158 248H160V250L158 249ZM0 249V250H1ZM24 251H23V250ZM79 249V250H78ZM105 249V250H104ZM162 249V250H161ZM22 250V251H21ZM26 250H28V252L26 251ZM60 250V251H59ZM83 250H85V251H83ZM88 250V251H87ZM104 250V251H103ZM2 251V250H1ZM47 251V252H46ZM62 251H64L62 248L61 249H58L57 250V252H55L56 253V255H57V253H58V255L57 256H55V253H54V255L52 254V256L53 257H56V258H63L62 257V255H63V253H62ZM96 251V252H95ZM111 251V252H110ZM162 251H163V253H167L168 255H167V257H166V255L164 254L163 255V253H162ZM14 254V256H13V254ZM24 252H25V254H24ZM61 252V253H60ZM76 252V253H75ZM102 252V253H101ZM110 252V254H108ZM115 252V253H114ZM118 252V253H117ZM120 252V253H119ZM127 252V253H126ZM160 252V253H159ZM229 252V254H231ZM12 255H11V254ZM18 253V255L20 256V255H22V256H16V254ZM49 253V252H48ZM84 253H85V255H84ZM97 253V254H96ZM107 253V255L108 256H106L105 254ZM111 253H112V255L113 254H118L119 256H120V258H118V257H116V259L114 260V259H109V257L111 256ZM156 253V254H155ZM159 253V254H158ZM162 253V254H161ZM26 254H27V256H26ZM50 254V253H49ZM50 254V255H51ZM90 254V255H89ZM100 254V255H99ZM122 254V255H121ZM131 254V255H130ZM161 254V255H160ZM216 254V253H215ZM34 256V258H33V256ZM45 255V256H44ZM49 255V256H50ZM88 255V256H87ZM105 255V256H104ZM133 255V256H132ZM152 255V256H151ZM155 255V256H154ZM23 256H25V257H23ZM84 256H86V257H84ZM101 257V259H100V257ZM154 256V257H153ZM164 256V257H163ZM16 257H18V258H20V260L22 261H20L18 258H16ZM26 257H27V260H26ZM29 257H31V259H32V261L29 259ZM102 257H103V259H102ZM104 257H106V259L104 258ZM132 257V258H131ZM16 258V259H15ZM39 258V259H38ZM98 258V259H97ZM111 258V257H110ZM168 258V259H169ZM36 259V260H35ZM77 259H78V257H77ZM95 259V261H93ZM120 259V260H119ZM123 259V260H122ZM126 259V260H125ZM25 260V261H24ZM34 260V261H33ZM91 260H92V262H91ZM104 260H106V262H104ZM133 260V261H132ZM12 261V260H11ZM20 261V262H19ZM108 261V262H107ZM118 261V262H117ZM124 261H126V262H124ZM15 262V261H14ZM13 262V263H14ZM167 262H168V260H167ZM16 264V263H15Z\"/></svg>",
	"mask_w": 264,
	"mask_h": 264
}]
</instances>
